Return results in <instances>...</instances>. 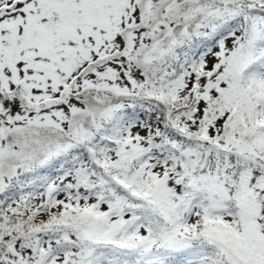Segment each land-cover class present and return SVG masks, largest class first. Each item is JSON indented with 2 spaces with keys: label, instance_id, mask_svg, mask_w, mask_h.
Returning <instances> with one entry per match:
<instances>
[{
  "label": "snow or ice",
  "instance_id": "snow-or-ice-1",
  "mask_svg": "<svg viewBox=\"0 0 264 264\" xmlns=\"http://www.w3.org/2000/svg\"><path fill=\"white\" fill-rule=\"evenodd\" d=\"M0 264H264V0H0Z\"/></svg>",
  "mask_w": 264,
  "mask_h": 264
}]
</instances>
